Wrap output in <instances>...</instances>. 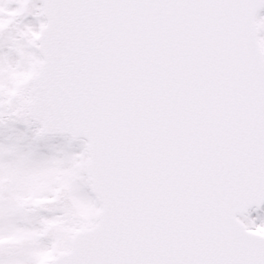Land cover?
<instances>
[{"label": "snow or ice", "instance_id": "snow-or-ice-1", "mask_svg": "<svg viewBox=\"0 0 264 264\" xmlns=\"http://www.w3.org/2000/svg\"><path fill=\"white\" fill-rule=\"evenodd\" d=\"M262 7L0 0V264H264Z\"/></svg>", "mask_w": 264, "mask_h": 264}, {"label": "rangeland", "instance_id": "rangeland-1", "mask_svg": "<svg viewBox=\"0 0 264 264\" xmlns=\"http://www.w3.org/2000/svg\"><path fill=\"white\" fill-rule=\"evenodd\" d=\"M33 3L40 5V0H33ZM9 6L15 7L16 5L15 3H10ZM258 16H264V9L259 12ZM40 19H43V17H41ZM24 22L32 23L38 26L39 20L36 17L29 15L25 18ZM13 71L15 70H12L9 73V75ZM19 72H24V71H19ZM25 73L29 74V79H30L32 76V73L31 72H25ZM10 78H11V75H10ZM14 128L25 132L27 136L29 137L32 136V131L28 129V127L24 124L17 123L14 125ZM12 135H14V132L12 131V129H9V128L0 129V142L8 143L9 142L8 137ZM36 147H37V151L40 154L50 155V154H53L61 150L78 153L82 150L83 145H82L81 140L72 141L70 140L69 137H66V136H62V137L51 136V137H47L46 139L39 141ZM76 207H77V214L84 219H87L92 214V210L89 209L85 205L77 204ZM250 216L255 219V222L257 224L261 223V221H264V207L262 208V210L258 211L257 213H254V212L250 213ZM71 230L77 231V228H72Z\"/></svg>", "mask_w": 264, "mask_h": 264}, {"label": "clouds", "instance_id": "clouds-1", "mask_svg": "<svg viewBox=\"0 0 264 264\" xmlns=\"http://www.w3.org/2000/svg\"><path fill=\"white\" fill-rule=\"evenodd\" d=\"M4 25H0V27H3ZM38 36V34H37ZM11 80L15 83L16 87L14 88H8L7 85H4V93L5 95L11 97L13 95L17 94V89L25 84L27 80L29 79V74L25 72H15L13 71L11 74Z\"/></svg>", "mask_w": 264, "mask_h": 264}, {"label": "water", "instance_id": "water-1", "mask_svg": "<svg viewBox=\"0 0 264 264\" xmlns=\"http://www.w3.org/2000/svg\"><path fill=\"white\" fill-rule=\"evenodd\" d=\"M42 2H44V0H42ZM36 38H37V40H38V39L40 38L39 35H38ZM55 135H60V134H55ZM50 136H51V135H50ZM60 136H62V135H60ZM262 205H263V204H261L260 207H261ZM253 207H255V206H253ZM260 207H259V208H260ZM255 208H256V207H255Z\"/></svg>", "mask_w": 264, "mask_h": 264}]
</instances>
